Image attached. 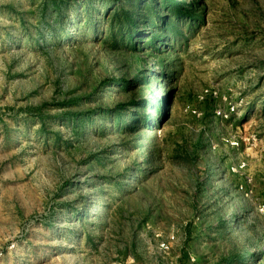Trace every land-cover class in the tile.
Returning a JSON list of instances; mask_svg holds the SVG:
<instances>
[{"label":"rangeland","instance_id":"rangeland-1","mask_svg":"<svg viewBox=\"0 0 264 264\" xmlns=\"http://www.w3.org/2000/svg\"><path fill=\"white\" fill-rule=\"evenodd\" d=\"M118 263L264 264V0H0V264Z\"/></svg>","mask_w":264,"mask_h":264},{"label":"built area","instance_id":"built-area-1","mask_svg":"<svg viewBox=\"0 0 264 264\" xmlns=\"http://www.w3.org/2000/svg\"><path fill=\"white\" fill-rule=\"evenodd\" d=\"M234 109H235V106L232 105V106L230 107V110H231V111H234ZM173 238H174L173 235H170V236H168L167 238L160 240V241H159V249L162 250V251H166L167 249H169V247H170V246H169V245H170L169 240H172ZM190 259H191L192 261L195 260L193 256H191ZM118 264H120V263H118Z\"/></svg>","mask_w":264,"mask_h":264},{"label":"trees","instance_id":"trees-1","mask_svg":"<svg viewBox=\"0 0 264 264\" xmlns=\"http://www.w3.org/2000/svg\"><path fill=\"white\" fill-rule=\"evenodd\" d=\"M151 1V8L155 9V10H159L161 6H167L168 2L170 0H160V4L158 3L157 0H148ZM145 8V5H142ZM168 22H166L165 24L167 25Z\"/></svg>","mask_w":264,"mask_h":264}]
</instances>
